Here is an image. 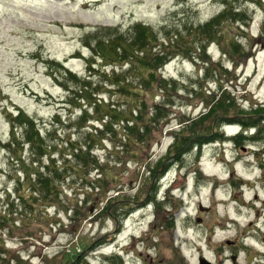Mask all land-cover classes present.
<instances>
[{
    "label": "rangeland",
    "instance_id": "1",
    "mask_svg": "<svg viewBox=\"0 0 264 264\" xmlns=\"http://www.w3.org/2000/svg\"><path fill=\"white\" fill-rule=\"evenodd\" d=\"M224 3L220 25L205 28ZM136 23L160 41L179 34L167 50L175 57L161 74L152 67L165 47L147 44L156 80L132 65L109 91L111 81L90 74L87 39L118 28L122 43ZM64 65L101 85L91 118L66 92ZM7 108L25 110L47 144L88 143L93 155L62 162L63 151L64 170L46 169L37 140L34 151L10 146ZM129 119L136 127L124 131ZM208 130L213 142H198ZM35 173L50 199L33 195ZM202 261L264 264V0H0V264Z\"/></svg>",
    "mask_w": 264,
    "mask_h": 264
},
{
    "label": "trees",
    "instance_id": "2",
    "mask_svg": "<svg viewBox=\"0 0 264 264\" xmlns=\"http://www.w3.org/2000/svg\"><path fill=\"white\" fill-rule=\"evenodd\" d=\"M223 7H224L223 10H221L217 15H215V17H212L211 21L209 22V24H206L205 28H208V27L213 28L214 26L220 25L218 22L224 19V17L228 14V11L230 10L228 6L226 5V3L223 4ZM245 13L246 12H244L241 9H236V10L234 9L233 18L237 19V18H240L241 16H245ZM131 28H132L131 31L134 32V34L129 35V37L125 40V42H122V43L120 42L122 41L121 34H123V32L118 28H115V30L117 29L118 31L117 33L118 35L116 36H108L107 38L103 40H100V38H94L93 40L87 39V42H86L87 46L91 48L92 51H94L93 52L94 54L91 56L92 62L88 63L90 74L93 75V72L98 70L100 72V75L104 77L105 81H111V85H109V87H105V88H110L109 91L113 90V87L116 86L115 82L119 80L120 74L123 73V70H126L130 66L132 65L138 66V64L140 66L142 64L145 70L147 69L150 70L151 75L153 76V81H154L156 79L154 77L155 73L152 72V68L154 67L159 68V64L163 65L160 69H158V71H160V73L162 74L161 72L162 68L164 67V65L166 66L168 64L167 60L175 57L174 54L173 56H171L172 54H170L167 50L168 48L177 46L176 42H178V40L180 39L179 34L174 35V37L168 41H160V39L158 38L156 39L153 31L148 25H145L143 23H136ZM102 30L103 31L112 30V27L103 28ZM198 30H199V27H198ZM199 34H200V30H199ZM158 41L161 42L160 47H163V50L165 47V52L157 56V60L154 63L153 67L151 68V66L146 62V60L149 58V54L146 49L148 50L150 49V47H147L146 45L149 44L148 46H150V44L156 43ZM206 43L208 44L207 47H209L210 46L209 44L213 42H206ZM163 56L166 59H163L164 58ZM162 61L166 63L163 64ZM98 62H101L102 65L99 66ZM115 62L121 64L119 66L120 71L117 70L116 68L117 66L115 65ZM109 66H112V70L110 71H108ZM61 68H63V66ZM63 70H64L63 72L64 80L66 83H68L69 81L75 82V83L77 82L75 89L70 88V87L68 88L67 87L68 85L66 86L65 82L63 86H65L66 92L68 93L69 96L70 94H72L73 96L74 95L77 96V102H78L77 104L81 112L80 119L86 120V118L87 119L91 118V113L93 111L95 114H97L99 112V109H101L102 105H104V101H103L102 94H101L102 90H100L101 85L95 86L94 83L89 80L91 76L86 77L85 80L82 79V82H81L79 79H77V75H76L77 73L73 72L69 67H65V65H64ZM162 80H163L162 82H164L165 79H162ZM164 84L167 86L166 83ZM123 86H124V83H121V86L118 88H123ZM6 110L8 111L11 121H13V124H17V126L14 127V129H12V140L9 143L10 146L11 147L14 146L15 148L20 147L22 145V141L24 143L23 146H25L26 141H27V143H29V145L34 151L36 149L35 148L36 146H34V140L35 141L37 140V142L39 143V146L43 148L44 150L42 161L46 169H49V168H52V166H55L56 168L52 169L54 170L55 173L56 172L59 173V171L64 170V168H62L63 163H61V161L55 158V155L57 153H60V152L63 153V151L64 152L67 151V152L64 153L62 157V162H65L72 158L83 160V156L87 152L93 155L92 154L93 150L91 149L90 144L88 143L84 146L74 147V142H72L71 139H68L62 145L47 144L46 143L47 135L46 136L41 135V131H40L37 121L34 120L32 117H30V115L25 110L20 109V108L17 109V111L11 110L9 108H7ZM136 111L132 110L130 115L137 116L136 119H138L139 118L138 117L139 116L138 107ZM213 113H215L214 110H213ZM56 116L58 119L60 118L61 120V117H60L61 115L57 114ZM236 120H238L236 122L242 124L243 126L247 125V123L245 125V119L240 120V117H238L236 118ZM250 120H251L250 126H254L258 122V120L254 118ZM89 122H92V121H89ZM92 123H95V122H92ZM108 123H109V119L108 120L104 119L102 121V125L105 127L106 125H108ZM136 124H137V120L129 119L127 120L125 127L123 129L124 131L134 130V128L136 127ZM93 126L96 127L95 124H93ZM90 130H91V133L89 134L90 136L89 140L92 141V139L95 138V136L99 134V127H96L95 129L91 128ZM20 131L23 133L21 134L22 138H20V134H19ZM209 131L210 130H208V132ZM47 134L49 133L47 132ZM203 134L204 133L195 136L196 139H200L198 142L200 141L204 142L206 140H210L211 142H213L212 140L214 136L210 137L212 132H209L207 136ZM69 148H72V149L74 148V151L70 152ZM35 164L36 163H34L33 165ZM40 170L42 171L43 167ZM34 175L38 177H36V180L34 178L35 182H33V185H32L33 195L41 197V199H50L51 197H53L50 195V191H49L50 188L48 186V183H46V181L43 179V177H39V173H35ZM32 178L33 177H31V180ZM41 189H44L45 191L42 192ZM46 208H47L46 210H49L48 207Z\"/></svg>",
    "mask_w": 264,
    "mask_h": 264
},
{
    "label": "water",
    "instance_id": "3",
    "mask_svg": "<svg viewBox=\"0 0 264 264\" xmlns=\"http://www.w3.org/2000/svg\"><path fill=\"white\" fill-rule=\"evenodd\" d=\"M202 264H206L204 261H202ZM208 264V263H207Z\"/></svg>",
    "mask_w": 264,
    "mask_h": 264
},
{
    "label": "flooded vegetation",
    "instance_id": "4",
    "mask_svg": "<svg viewBox=\"0 0 264 264\" xmlns=\"http://www.w3.org/2000/svg\"><path fill=\"white\" fill-rule=\"evenodd\" d=\"M227 260V259H226Z\"/></svg>",
    "mask_w": 264,
    "mask_h": 264
}]
</instances>
